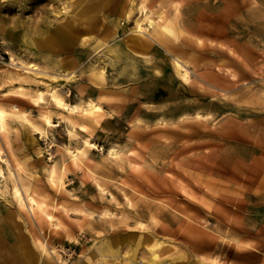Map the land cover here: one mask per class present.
<instances>
[{"label":"rangeland","instance_id":"374dc122","mask_svg":"<svg viewBox=\"0 0 264 264\" xmlns=\"http://www.w3.org/2000/svg\"><path fill=\"white\" fill-rule=\"evenodd\" d=\"M71 1L0 0V50L5 54L0 68L24 75L14 81L0 75V98L6 106L16 103L39 121L40 109H55V104L48 93L43 103L35 104L18 92V86L36 93L50 83L58 84L69 105L77 104L82 87L100 85L88 75L95 74L99 62L105 64L103 52L115 45L125 49L130 31L139 28L138 20L147 24L141 4L153 18L164 13L172 19L176 34L170 46L191 63L192 81L205 64L219 65L221 78L234 89L220 91L206 84L198 91L181 88L173 97L169 92L156 95L159 87L167 88L162 66L170 67L173 54L154 40L150 52H135L147 74L140 79L121 81L122 60L117 67L107 61L99 82L104 84L99 95L107 98L97 110L76 113L78 135L68 134L57 111L48 136L35 132L24 119L11 121L8 134L0 132L8 161L2 163L13 175L3 180L5 191L0 190V204L6 206L0 212V229L10 233L3 250L23 253L28 243L55 264H83L89 258L93 264L104 259L108 264H190L195 241L204 237L218 245L212 251L234 264H264V185L258 184L264 178V154L253 147L264 144V0H99L95 23L80 25L74 45L47 50L24 43V31L44 37L47 28L63 26V10L73 6ZM175 1H180L179 10ZM31 61L49 72L28 70ZM73 69L72 81L50 76H64ZM211 89H216L214 94ZM185 102L197 105L179 112L200 109L211 113L210 119L182 121L173 116L169 106ZM162 114L167 123L158 119ZM83 122L86 130L79 125ZM226 124L239 139H220L218 132ZM196 128L211 131L201 135ZM83 137L98 146L89 147L76 164L68 148L81 145ZM110 145L121 155L108 157ZM55 162L65 166L62 184L48 177L47 167ZM97 178L106 192H101ZM14 181L26 197L30 187L42 204L19 207L11 193ZM49 213L63 227L55 228ZM29 236L41 237L48 252ZM111 239L117 243L110 242L114 249L107 252L102 248ZM156 241L163 247L152 260L149 245Z\"/></svg>","mask_w":264,"mask_h":264},{"label":"bare ground","instance_id":"6f19581e","mask_svg":"<svg viewBox=\"0 0 264 264\" xmlns=\"http://www.w3.org/2000/svg\"><path fill=\"white\" fill-rule=\"evenodd\" d=\"M71 2L73 3V6L70 8H66V10H63V12L67 13L66 20L62 22L63 26H58L51 29L47 28L46 35L44 37L38 36L37 34L30 35L28 32L24 31L23 34L24 43L30 46H36L38 49L45 48L47 50H50L52 47H55L56 45H61V46H70L72 44L74 45V43L77 40L76 34L79 33L80 25L85 24L88 26H92L96 21L101 4L99 0H72ZM174 5L176 10L180 9V1H175ZM140 8L142 11H144V17L142 19H147L148 20L147 24L143 26L141 22H139L138 20L137 24L139 25V28H135L130 31L128 37V41H130V43L127 44V46L125 45V49L120 48L119 47L120 45L111 46L109 47L108 50H105L103 52L104 56H101L103 58L104 63L106 64L107 61H109L112 67H117L118 62L120 61L119 59L122 60L121 63L123 64V69L121 73L123 75L121 81H127L130 79H140L143 75L144 76L147 75L146 72L143 73L144 65L142 66L141 58L139 55H136L135 52H142L143 54L150 52L154 47L152 42L155 40L173 54V60L170 64V67L165 65L162 66L163 70L167 72L166 79L163 81L164 85H166L167 88L159 87V90L156 92V95H162L166 92H169V95L173 97V96H177V93L181 88L183 92L184 91L188 92V90L196 91L198 89V86L203 88L205 87L206 84L220 91L229 92L234 89V87H231V84L228 85L226 83V81L228 80L226 79L223 80L221 78V75L219 73L222 70V68L219 65H216L214 67L212 65L205 64L203 66V69L205 70H203L200 67V69L202 70L197 72L196 82L192 81L191 79L192 67L190 65L191 63L189 62V60L182 57L181 51L175 52L172 50V47L170 46V40L176 34V29L172 23V19L165 16L164 13H159L156 18H153L150 15L149 11H147L145 4H141ZM57 12L61 13L62 10H58ZM41 54L44 55L43 52H41ZM108 58L111 59L108 60ZM100 60L101 59H99V61ZM48 62H49L48 64L51 65L52 59H50V61ZM23 63H25V61H23ZM105 64H101L99 62V64L97 66L95 65L94 67L96 70L95 74L88 75V77H90L93 83L100 84L101 86L88 85L85 86L84 88L82 87L81 90L84 92L82 99L78 101L77 104H73V106L69 105V102L67 101L65 96H63L59 92L58 84H51V83L47 84L44 88L37 89L36 93H33L31 91H25V87L23 85H19L18 92L26 96L28 100L32 101L35 104L43 103L45 101V93H48L50 99L55 104V109L42 107L39 112V116H40V120H39L40 122H39L37 120H34L29 115V112L27 110L21 109L18 104L15 103L13 104V106L9 107L6 106L4 103H2L0 98V132L6 136L10 129L11 121L24 119L28 122L30 127L35 132L40 133L43 136H48L50 126L56 125L54 123L53 118H54V112L57 111V112H61V115L64 118L66 124L65 127L68 134L71 136L78 135L79 133L77 132L76 129L77 122L75 120V117H77L75 116L76 113H78L79 111L86 112V111L97 110L101 107V101H103L104 98H107V96L104 94L99 95L102 86H104V84H101L99 82H102L103 79L101 78H103L107 72ZM195 66L196 65L194 64V67ZM26 67L28 68V70H31L35 73L49 72L48 69L40 67V65L37 62H33V61L27 63ZM64 74H65L64 76H59L58 73L52 72V74L50 73V76L57 80L65 79L72 81L76 79L74 69ZM0 75L1 77H3L8 81H14L24 76L19 71L7 70L5 72L4 68H0ZM216 89H211V93L214 94ZM22 95H18V96H22ZM201 97L202 98L204 97L202 93H201ZM215 101H216V96L212 95L210 98V102L214 103ZM87 105H89V108H87L88 107ZM195 105H197L196 102L193 103L185 102L181 104L171 105L169 106V109L171 110L173 116L177 117L179 120L182 121L189 120L190 118H193L195 120H204V121L209 120L211 113H204L200 109H195L194 111H191L192 109H187L179 112L180 108L182 107L191 108ZM163 107L164 106H162V108ZM90 116H87L86 118H90ZM158 119L160 120L161 123H167V117L163 116V114L160 115ZM83 120L85 119L83 118ZM79 125L81 129H85V130L88 126L84 122L79 123ZM249 125L255 126L257 124L256 122L254 123L250 122ZM194 131H198L201 135H206L205 133H209L211 130L205 131V129L203 128L200 129L196 128L194 129ZM179 133L181 134L183 132H179ZM218 135L220 139H224L226 141L232 139L233 140L239 139L237 138L238 135H236L235 131H233V127H231V124H226L225 127L218 132ZM82 142L83 143L81 145L76 146L74 149H72L71 147L68 148V150L72 153L73 162L76 164L80 163L81 156H84L86 154L89 147L98 146L95 142L89 139V137H83ZM251 142L255 143L254 139H252ZM253 147H255L254 150L256 152H262L264 154V144L260 145L256 143L253 145ZM3 151L4 150L0 146V190L1 191H5V188L7 187V185L1 186L4 183L3 180H7L9 177L13 176L11 172H9L8 174L6 173L2 161H7V159L3 156ZM120 155H121L120 150L115 145H110L108 147L107 150L108 157L114 159L115 157ZM260 165L264 169V159L260 162ZM62 169L65 171V166L61 165L60 168L58 162L52 163L47 167L48 177L52 183L55 184L59 182V184L60 183L62 184L63 181ZM97 183L102 193L107 191L106 190L107 188L104 186V184L101 182L99 178H97ZM258 184L264 185V178ZM26 192H27V197L24 194L23 190L21 189L20 185L16 181H14L11 193L14 195L16 203L19 207H26L30 205L31 208H34L35 205L40 206L42 204V201L38 200L35 197V195L32 194L30 187L26 188ZM110 194L113 195L112 193ZM27 199H29L30 204L27 203ZM5 207L0 204V212L4 211ZM157 212L158 211L156 210V213ZM48 216L51 220V224L55 228L63 227L57 216L51 213H49ZM9 234L10 233L4 232V228L0 229V263L1 264H55L50 260V257L48 255L42 258L41 253L36 252L34 248L31 249L28 243L25 244L26 246L24 248L23 253H13L12 249L10 248H5L3 250L2 247L5 246L6 244L5 242H8L6 238ZM17 236L21 238L26 237L23 234L22 236H20L18 233ZM28 238L31 242L35 240V242H37V244L41 246L43 251L48 252L46 251L47 250L46 242L41 237L36 236L31 238L29 236ZM112 241H113L112 239L111 241H107V246H103L102 249L107 252L108 250L112 249L113 248L112 245L117 243V241H113V243ZM110 242L112 243V245ZM162 244H163L162 241H156L154 242V244L149 245L153 253V256L151 258L152 260H156V258H158L161 255V251L163 247ZM215 247H218V245L215 244V241L212 238L198 237V239L195 241V248L197 250L194 253L192 259L190 260V264H234L229 261V258L224 259L221 255H218L211 250V248H215ZM237 247H241V246L238 245ZM57 259H61L62 261H64L63 257L58 253H57ZM91 260L92 259L89 258L83 264H93ZM101 261L102 264H108L107 259Z\"/></svg>","mask_w":264,"mask_h":264},{"label":"built area","instance_id":"2783aa9c","mask_svg":"<svg viewBox=\"0 0 264 264\" xmlns=\"http://www.w3.org/2000/svg\"><path fill=\"white\" fill-rule=\"evenodd\" d=\"M5 58V54L1 52L0 50V61H3Z\"/></svg>","mask_w":264,"mask_h":264}]
</instances>
